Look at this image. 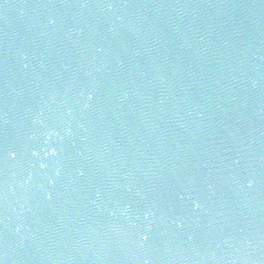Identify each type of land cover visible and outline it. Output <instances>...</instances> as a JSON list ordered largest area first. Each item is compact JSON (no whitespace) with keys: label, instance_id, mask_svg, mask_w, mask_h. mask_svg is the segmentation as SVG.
Here are the masks:
<instances>
[{"label":"water","instance_id":"95a60500","mask_svg":"<svg viewBox=\"0 0 264 264\" xmlns=\"http://www.w3.org/2000/svg\"><path fill=\"white\" fill-rule=\"evenodd\" d=\"M0 264H264V0H0Z\"/></svg>","mask_w":264,"mask_h":264}]
</instances>
